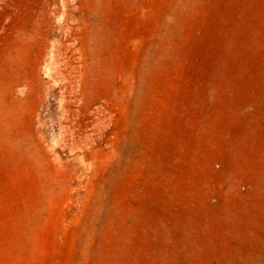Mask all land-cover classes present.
<instances>
[{
  "label": "rangeland",
  "instance_id": "obj_1",
  "mask_svg": "<svg viewBox=\"0 0 264 264\" xmlns=\"http://www.w3.org/2000/svg\"><path fill=\"white\" fill-rule=\"evenodd\" d=\"M17 57L0 264H264V0H0Z\"/></svg>",
  "mask_w": 264,
  "mask_h": 264
},
{
  "label": "bare ground",
  "instance_id": "obj_2",
  "mask_svg": "<svg viewBox=\"0 0 264 264\" xmlns=\"http://www.w3.org/2000/svg\"><path fill=\"white\" fill-rule=\"evenodd\" d=\"M36 58H34L35 61ZM20 59L19 57L16 58L15 63H14V68L12 69V73L10 75V79H9V83L7 88L5 89V86L1 85L0 89L3 93V95H6L7 98H9V104H8V108H14L16 105H13L12 103H14L16 100V96L18 94V92L20 90H23L24 88H26V81L21 80L20 77V70H21V63H20ZM34 68H32L31 65H29V69H28V73L29 71L33 70ZM77 88V84H76V80L73 81V83H70V90L69 93H74L75 90Z\"/></svg>",
  "mask_w": 264,
  "mask_h": 264
}]
</instances>
